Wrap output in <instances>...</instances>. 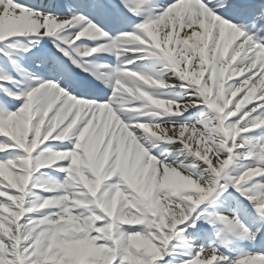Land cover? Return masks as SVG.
Segmentation results:
<instances>
[{
    "label": "snow or ice",
    "instance_id": "obj_1",
    "mask_svg": "<svg viewBox=\"0 0 264 264\" xmlns=\"http://www.w3.org/2000/svg\"><path fill=\"white\" fill-rule=\"evenodd\" d=\"M87 3L99 16L112 24H119L126 19L123 16L125 12L140 18V22L124 34L123 40L131 39L141 45L147 44L152 56L162 57L172 68L171 56L166 51H160L163 45L156 42L153 32H160L162 37L171 33L175 44L170 43L169 49L175 46L186 53L187 71L195 73L197 79L190 83L182 75L179 77L195 86L190 94L191 98L181 104H174L171 100L160 99L149 93L151 99L146 101L148 104L150 101L149 107L157 110L162 109L164 102H171V111L162 112L176 116L189 113L185 122L166 121L163 127L157 126L155 130L147 123H138L136 128L141 129V125H147L153 136L159 131L169 144L175 145L176 151L187 152L193 159L187 166L179 165V171L171 164L162 165L161 161L149 155L137 142V136L129 131L130 125L122 122L108 103L89 102L91 99L102 98L98 94L97 84L75 77L55 60L42 61L45 67L56 73L51 78H58L69 92L76 96H87L88 99H77L66 94L55 83H45L42 80L26 79L24 87L28 90L23 97L4 90L5 95L17 101L23 99V103L13 112L5 101L0 100V138H5L0 139V153H7L0 158V166L12 176L26 173L30 176L27 185L19 187L12 177L0 176V207L5 209L0 215L7 217L9 213H19L18 200L24 201L23 208L27 210L18 219L12 218V222L7 224V231L0 232L4 264H46L48 257L64 255L63 245L56 246L58 242L54 233L63 228L62 218L66 212L76 222L85 225L86 231H71L60 237V240L72 246L74 256L80 257L78 262L69 258L65 264H99L96 251L91 249L93 242L95 249L106 250L104 255L109 258L110 264H129L130 258H134L139 264H156L164 246L177 235L178 225L181 226L180 231L188 232L191 229L192 233L198 235V225L207 223L208 217L202 214L203 209L197 212V207L213 197L214 193L216 201L213 203L217 208L228 212V215L218 214L216 220L233 234L239 231L241 239L264 247L261 230L258 228L251 231L242 222L251 210L255 213L254 219L258 218L257 222L264 226V184L253 186V183H248L253 177L264 176V154L260 155L259 167L251 165L234 175L227 174L226 169L235 159L232 153L236 148V137L234 140H225L224 132L229 126L240 130L243 126L244 132L251 131L250 127L244 125V121L257 112L256 107L244 112L235 122L229 118L237 117L253 100L264 101V0H260L259 4H254L253 0H205L204 3L194 0L197 7L196 14L192 17L183 11L184 0H175L165 6L161 14H155L156 0H87ZM145 5H148L146 16L143 15ZM230 19L236 20V23L229 22ZM75 25H79L80 29L73 40L65 43L75 44L89 34L100 37L106 35L83 16H73L71 20L53 17L34 11L16 0H0V42L11 37H54ZM246 32L249 34L246 35ZM238 37L245 39L234 47ZM254 38L258 43L253 42ZM114 42L118 41L107 46H112ZM57 47L77 67L84 63L83 60L77 63L76 58L70 56V52L78 49L66 50L60 45ZM246 47L251 49L252 55L247 54ZM103 51L102 47H92L85 50L83 56L90 57L93 53ZM242 53L244 58L241 63L245 66L233 68ZM221 66L226 68L223 74L224 89L226 83L234 77L240 76L242 80L228 87V106H222L223 111L218 113L201 93L214 83V92H221ZM182 67L185 65L175 68V73ZM0 79L9 78L3 76ZM97 79L102 81L103 77ZM197 94L203 98L202 101ZM240 94L242 98L237 101ZM201 103L218 114L217 127H212L209 122L212 117L207 112H190V109L197 108ZM174 108L177 111H173ZM258 119L264 118H257L255 121ZM70 135L72 140L68 144L45 143L50 139L65 141ZM201 138L207 139L212 149L207 156L198 150L196 141ZM229 140L233 141L231 146L228 144ZM12 149L22 151L13 154ZM225 152L228 153L227 156L224 155ZM129 154L130 158L125 162L124 158ZM41 161L47 166L37 167ZM57 161L67 162L59 166V171L67 174L66 182L45 187L42 191L65 190L67 194L55 196L62 198L63 202L55 201L60 206H44L45 202H52L53 198L37 196L35 206L26 205V198L36 191L32 187L36 183L35 174L41 169L50 168ZM78 164L87 165L79 168L80 175L84 178L83 183L76 182L73 178ZM134 174L142 180L141 185L133 181ZM156 174L166 177L168 183L153 188V177ZM113 177L118 180L108 183ZM221 180L231 183L221 185ZM233 191L236 195H233ZM113 194L121 197V207L131 203L139 208V222L121 223L119 213L113 218L109 213L101 211L103 202ZM37 206L38 210H32ZM41 209L57 211L40 212ZM161 209L166 210L167 214ZM26 213H38L40 218L27 216ZM193 213L196 215H192ZM101 220L103 224L98 225L97 222ZM141 240L150 243L147 247H132L133 242ZM231 243L227 238L221 240L222 246H230ZM262 262L264 253H241L233 259L221 254L216 247L208 250L201 247L199 253L187 264Z\"/></svg>",
    "mask_w": 264,
    "mask_h": 264
},
{
    "label": "bare ground",
    "instance_id": "obj_2",
    "mask_svg": "<svg viewBox=\"0 0 264 264\" xmlns=\"http://www.w3.org/2000/svg\"><path fill=\"white\" fill-rule=\"evenodd\" d=\"M165 1V0H163ZM204 3V2H202ZM165 4L162 2L161 4H157L155 3V14H161V10L165 8ZM207 6V4H206ZM196 5L194 4L193 0H184V8L183 11L186 15H188L189 17H192L196 14ZM148 8V6H146V9ZM70 10V8H68ZM88 16V15H86ZM55 17H65V19H69L71 20L73 18V15L71 13H61L59 15H55ZM222 18H226V17H222ZM86 26V25H85ZM80 29L79 25H75L71 28H67L65 30H62L60 33H58L61 37V39L63 40V42L65 43V41H71L74 39V35L76 34V32ZM244 30V29H243ZM151 31V29H150ZM249 33L246 32V35H248ZM154 37L156 38V41H158V43L162 44L163 47L162 49H160L163 52H168L169 55L171 56L172 59V64L174 65L175 68L179 67L181 64H184L185 67L180 68V71L178 73H176L177 75H182V78L187 79L190 83H194L197 79L196 74L195 73H190L187 71V63H186V53H183L182 51H180L179 49H177L175 46H173L171 49H169V44H175V42L172 39V35L171 33L168 34V36L166 37H162L160 32H153ZM85 37H96L95 34H89L86 35ZM117 40L121 39V38H116ZM245 39V37H238L237 41L234 42V47L236 45V43L242 42ZM123 41V40H122ZM21 43H24L23 40L20 41ZM254 43H258V41L254 38L253 40ZM84 45L81 43V41H77L74 45V47L72 46L71 49L73 48H82ZM31 49H35V46H31ZM129 50V48H127ZM231 51V49H230ZM246 52L247 54L250 56L252 55V51L251 49H248L246 47ZM183 59V62H181V59ZM244 58V53H242L241 57L238 58L237 62L235 65H233V68H237V67H244L245 65L241 63V60H243ZM145 60V57H140L139 59L135 60V65L140 64L141 65V69L145 74L148 75H152L153 78L155 79H161L163 80L162 82L165 84V87L163 88H169L172 82H167L169 81H176L178 85H181L182 83L189 85V83L187 81L182 80V83L176 79L174 76V74H170V73H166L164 66L162 65H155V64H148V63H143V61ZM22 64L25 65V62H22ZM94 65V64H92ZM92 65L89 66H83L84 69L86 70V68L93 70L95 69ZM144 65V66H143ZM128 68L127 65H123V68L121 69V71H126V69ZM22 69V68H20ZM125 69V70H124ZM21 70H16V72H19ZM22 73H26V72H22ZM165 74V75H164ZM174 75V76H172ZM247 75V74H245ZM242 77L240 76H236L233 78V80L229 81L228 83H226V90L228 89V87L238 81H241ZM45 83H50L46 80H42ZM177 85V86H178ZM216 87L215 83L210 86L207 87L205 89L202 90V96L205 98L206 102L209 103V105L211 107H214V110H216L218 113L223 111V108H226L228 106L229 101H227L226 96L221 94V92L219 90L214 92V88ZM163 88H159L157 89V91L163 89ZM189 90L187 92H185L184 94L180 95L183 96L182 98H178L176 102H174V104H181L184 101H187L191 98L190 94L195 90V86H191L189 85ZM176 89L174 87L171 88ZM198 97V94H197ZM239 98H242V94H240L236 100L238 101ZM198 99L200 101H202V97H198ZM236 101H234L235 103ZM91 103H96V102H91ZM202 104V103H201ZM201 104H198L197 107L201 106ZM172 105V104H171ZM204 105V104H203ZM223 106V108H222ZM172 107V106H171ZM204 107H206L205 109L207 110L208 113H210V117H212V119L216 120L214 123L215 125L213 126L214 128L218 126V119H216V117L218 116V114H216L214 112V110L208 108L207 105H204ZM230 108H232V110H234L233 106H229ZM252 107H256L257 108V112L253 113L250 117H248V119L246 121H244V125L250 127L253 131V133L259 134L261 132L264 131V127H252L253 122L255 121V119L257 118H264V101H260L259 99L257 100H253V102L250 105H246L244 109L241 110V113H238L237 117H230V121L235 122L237 120H239L241 118V115L244 112H247L250 108ZM175 109V108H174ZM194 109V108H193ZM177 110V109H175ZM192 110V109H190ZM227 111V110H226ZM121 112H123L121 110ZM196 112V111H195ZM136 112L133 113L132 115H125L124 114V122L129 123L131 128H135L134 129V134L137 136V142L141 144L142 147L145 148V150L149 153V155L153 156V158L157 159L158 161H161L162 165H168L171 164L173 167H176L177 170L179 171V165L181 164H185L186 166L190 163V161L193 159V157L188 156L187 152L184 153H180L178 151L175 150V145L169 144L164 137H162L159 133V131H157V134L155 135V137H151L153 136L151 134V132L149 133H145L143 131V129H137L136 128V124L139 123V120H142L143 123H147L149 124L150 128H153L154 130L156 129L157 122H154L153 120H155L154 118H148V116H152L151 114H148V112L146 110H142L139 111L136 115ZM131 117V118H129ZM187 117V116H186ZM134 120H136L134 122ZM226 120V117H225ZM168 121H181V122H185V117L184 120H181L180 118L176 117L173 120H168ZM166 121H162L161 122V127L164 126ZM227 123V122H226ZM152 125V126H151ZM245 132L243 131V126H242V130H240L237 127L233 128V131L227 135L225 137V140L227 139H235L234 143L236 144V148L235 151L232 153V155L235 157V159L232 161V163L228 166V168L226 169V173L229 175H234L236 172L240 171V170H246L248 166L251 165H255L256 161L257 164L255 166L259 167V162H258V153L256 151H252L249 150V146L253 145V140L250 138V140H247V143L245 145L241 144V139L243 136H245L244 134ZM149 136V137H148ZM71 139V135L69 136V138L67 139L70 140ZM233 143V141L229 140L228 144L229 146H231ZM198 150L200 152H202L205 156H207L211 151V147L209 146V144L201 139H198L196 141ZM151 145V147H150ZM15 149H12L11 151L13 152ZM22 151V150H20ZM248 152V153H247ZM247 153V154H246ZM0 155L6 156L7 153H0ZM225 156L228 155V153H224ZM187 157V159H186ZM130 158V154L128 156H125V162H127V159ZM197 162L198 161V158ZM28 167H31V165H28ZM154 167V166H153ZM135 170V169H133ZM156 176V185H158V187L160 185H166L168 183V180L166 177H160L158 174L155 175ZM17 186H24L19 184L20 181H14ZM221 185L224 184H230V181H224L221 180ZM248 183H253V186H260L262 183H264V176H257V177H253L252 181L248 182ZM26 186V185H25ZM195 190V189H193ZM219 191V189H218ZM230 191H232L230 189ZM209 201H211L212 203L214 201H216V194L214 193L213 197L209 198ZM218 204V201L216 202ZM214 204V203H213ZM215 205V215L217 216L218 214H223V215H228V212L223 210V209H219L216 207ZM17 207L20 209V205H17ZM0 211L4 212V209H2L0 207ZM197 212H200L199 210H197ZM167 214V211L166 213ZM194 214V213H193ZM12 217H15L16 219L19 218L20 215H22L21 211L17 214L12 213L11 214ZM255 217V213H252L251 210H249V214L247 216L246 219H243L242 222L245 224V227L249 228L251 231H255L256 229H260L261 230V234L264 235V226H261L257 220L258 218L254 219ZM22 222H23V218H22ZM248 223V224H247ZM3 225H1L2 227ZM181 226L178 225L177 226V235H183L185 237L187 232H183L180 231ZM226 233H227V239L232 241L231 245L229 246V252L232 254H237L238 256L241 255V253H249V252H255V253H264V247H262L259 244L253 245L250 244L246 239H241L240 235H239V231H237L235 234L231 233L228 231V229L226 228ZM211 234V233H208ZM19 235V233H18ZM175 235L173 237V239L169 242V244H171V242L175 241V237L177 236ZM149 241H137V242H133L132 244L135 245L136 247L139 246H148L149 245ZM168 244V245H169ZM189 244H190V248H192L195 251H200L201 247L198 246L197 244V239H190L189 240ZM241 244L240 248L243 247V245H246V249H239V245ZM167 245V246H168ZM164 246V248L162 249V251L167 247ZM170 247V245L168 246V248ZM167 248V249H168ZM174 257H181L184 258L186 255L182 252V253H173Z\"/></svg>",
    "mask_w": 264,
    "mask_h": 264
},
{
    "label": "rangeland",
    "instance_id": "obj_3",
    "mask_svg": "<svg viewBox=\"0 0 264 264\" xmlns=\"http://www.w3.org/2000/svg\"><path fill=\"white\" fill-rule=\"evenodd\" d=\"M203 127V126H201ZM243 142L244 139H243ZM260 159V157H258ZM42 165H45V163H43ZM78 165L76 166V173L78 174ZM4 170L0 168V172H3ZM133 173H135V170H133ZM6 174H1L0 176H5ZM8 176V175H7ZM134 176V177H133ZM132 176V179L134 181L137 182L138 185L142 184V180L139 178L138 175L134 174ZM112 179V178H111ZM13 180L16 181H20L19 184H23L24 183V178L21 176H13ZM38 181V180H37ZM36 181V183H37ZM19 187V186H18ZM152 187L155 188L157 187L156 185V176L154 175L153 177V183H152ZM32 198V197H30ZM24 201L23 200H18L17 205L21 204L23 205ZM26 205L28 206H35V202H32V199H28V201H26ZM39 206H37L38 208ZM103 210L105 211V209H108V211L111 212V215L113 218H116L117 214L119 213V219L121 223H129V224H135L137 222H139L138 220H133L135 218V216H137L139 214V208L135 206H133L132 210L127 213L124 210V207H121V197L116 196L115 194H113L112 196H110L108 199H106L103 202ZM24 209V208H23ZM35 209V208H34ZM32 209V210H34ZM201 209H203V215L208 217V222L204 223L202 222L201 224L198 225V235L197 233H192V230L189 229L188 233L185 235V237L183 235H179L176 237L174 242H171L170 247L168 248V246L161 252V258L156 261V264L158 262V264H167V262L171 261L172 264H187V262L194 258L195 255L197 253H199V251H195L192 248H190L189 246V240L190 239H202L203 240V244L205 245V247L203 246V248L205 250L210 249L211 247H216L218 248L219 252L221 254H223L224 256H227L229 252V250L225 247L221 245V240L225 239L223 238V232L219 227H214V222L217 221L216 217L212 214L209 213L210 211L213 212L214 206L212 205V203L210 201L205 202V204L201 205ZM36 210V209H35ZM24 211H27L26 209H24ZM108 211H105L106 213H108ZM161 211H164L166 213V210L161 209ZM1 212V211H0ZM40 212H44L43 209L40 210ZM133 212H136L137 214H132ZM12 213H9V215L3 216L0 215V232H4L7 231V224L12 222ZM17 214V213H15ZM115 214V217H114ZM27 216H32L33 218H40L38 213H26ZM63 228L59 229L56 233H54V236L56 237V240H60V237L67 234L68 232L73 231H86V226L85 225H81L78 222H76L73 218L71 217H66V220L63 221ZM98 225H102L103 224V220L98 221L97 222ZM1 225H3L1 227ZM166 226V225H165ZM35 227V225L33 226ZM131 227H135V226H131ZM217 232H219V235H217ZM191 233V235H190ZM211 233V234H208ZM207 234V235H206ZM206 235V236H205ZM209 236L213 239H209ZM204 238V239H203ZM62 242V241H61ZM63 243H67L65 241H63ZM94 243V242H93ZM64 245H68L71 246L69 244H64ZM189 245V246H188ZM57 247L61 246L60 244H56ZM132 247H136L135 245L132 244ZM139 247H147V246H139ZM70 247L68 250H65V248H62V251H64V255H61L59 257H57L58 259H50L48 260L49 264H65V261L68 260L69 258H72L74 256V254L72 253ZM168 248V249H167ZM92 249V247H91ZM187 252L188 253V258L186 259H182V261H174L171 259V255L173 252ZM2 253H3V248L0 247V264H4V261L2 259ZM235 259V258H234ZM75 261L78 262L79 259L75 258ZM185 262V263H184ZM47 263V262H46ZM102 264H110V261H107L105 263ZM115 264V263H114ZM129 264H139L138 261H136L134 258H130L129 259Z\"/></svg>",
    "mask_w": 264,
    "mask_h": 264
},
{
    "label": "clouds",
    "instance_id": "obj_4",
    "mask_svg": "<svg viewBox=\"0 0 264 264\" xmlns=\"http://www.w3.org/2000/svg\"><path fill=\"white\" fill-rule=\"evenodd\" d=\"M133 42L134 41L131 39H126L122 42H114L112 46H106L102 48L104 51L109 52L113 51L114 49H123L125 50L121 51V54H123L127 50L126 45L131 44ZM225 71L226 68L221 66L219 69L221 80V94L226 96L227 90L223 87L225 83L223 80V74ZM101 82L105 83L106 86H111L113 88L114 94L118 95L119 97L121 109L125 113V115L140 111V109L132 106L136 102H143V106L145 108L149 107V104L146 103V101L151 99V97L149 92L145 90L146 86L151 87L153 89L165 87V84L161 80L155 79L152 75L145 74L142 71H121L119 69L112 72L110 75L104 76ZM260 126H264V119H258L252 124V127ZM140 127L143 128L145 133L151 132V129L147 125H141ZM233 128V126H229L228 128L224 129L226 136L233 131ZM151 134L153 133L151 132ZM105 211H108V209H105ZM108 213L109 215H111L110 211H108ZM262 264H264V262H262Z\"/></svg>",
    "mask_w": 264,
    "mask_h": 264
},
{
    "label": "trees",
    "instance_id": "obj_5",
    "mask_svg": "<svg viewBox=\"0 0 264 264\" xmlns=\"http://www.w3.org/2000/svg\"><path fill=\"white\" fill-rule=\"evenodd\" d=\"M94 251H96V250H94ZM96 252H97V251H96ZM72 258H73L74 260H75V258H76V259H80L79 256H73ZM56 259H58V258H56Z\"/></svg>",
    "mask_w": 264,
    "mask_h": 264
}]
</instances>
